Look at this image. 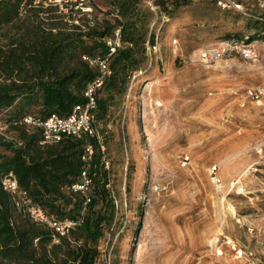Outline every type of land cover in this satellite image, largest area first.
<instances>
[{"label":"rangeland","instance_id":"obj_1","mask_svg":"<svg viewBox=\"0 0 264 264\" xmlns=\"http://www.w3.org/2000/svg\"><path fill=\"white\" fill-rule=\"evenodd\" d=\"M37 3L39 16L25 12L18 26L3 27L0 45L37 24H79L82 15L101 22L110 9L107 0ZM147 10L157 29L162 15ZM247 29L240 15L214 2L181 5L163 23L160 47L131 94H115L105 120L96 119L107 187L118 201L101 241L110 264H264V158L255 150L264 108L240 105L246 87L264 84L263 54L197 61L201 48ZM5 118L0 135L10 140Z\"/></svg>","mask_w":264,"mask_h":264},{"label":"trees","instance_id":"obj_2","mask_svg":"<svg viewBox=\"0 0 264 264\" xmlns=\"http://www.w3.org/2000/svg\"><path fill=\"white\" fill-rule=\"evenodd\" d=\"M65 1V0H64ZM70 1L76 6L74 0ZM110 9L101 22L82 15L81 23H57L51 28L20 30L0 45V116L15 135H0V264H95L103 254L101 241L112 230L118 205L109 184L104 143L91 139L94 153L83 160V142L65 136L44 142L40 127L23 122L26 115L45 119L52 113L68 115L86 103L88 85L100 74L84 56L107 58L111 73L96 89V118L105 120L115 94L126 92L135 71L149 56L147 41L155 42L147 0H107ZM167 16L191 0H152ZM51 8H47L49 11ZM36 0H0V30L18 26L25 12L41 13ZM264 29V23H255ZM120 29L122 44L110 54L107 39ZM89 164V166H88ZM88 166L91 200L68 189ZM13 173L24 197L58 220L76 222L70 238L55 241L50 228L23 213L22 198L2 186ZM17 203H20L18 205Z\"/></svg>","mask_w":264,"mask_h":264},{"label":"built area","instance_id":"obj_3","mask_svg":"<svg viewBox=\"0 0 264 264\" xmlns=\"http://www.w3.org/2000/svg\"><path fill=\"white\" fill-rule=\"evenodd\" d=\"M39 1L40 0H36V3ZM74 1L78 2L80 5H84V3L89 0ZM205 1L214 2L220 9L232 11L240 15V17L246 21L248 29L246 30V33L240 37L232 36L201 48L198 52L197 59L199 63L210 66L216 64L221 59L232 55H238L246 61H255L260 58L261 53L263 54L262 59H264V29L262 30L255 26V23H264V0ZM147 3L150 5L151 10L156 14L160 13L163 19L161 26L156 29L154 44H152L150 40L146 43L149 56L148 63L152 64L153 53H156L160 47L161 27L164 22L170 20V17L160 11L159 7L156 6L152 0H147ZM87 9H89V7H87ZM154 25L155 23L152 24L151 30L154 28ZM175 42H177V40ZM107 43L110 46L109 55H111L116 51V48L122 44L120 29L115 31L114 36L107 39ZM84 58L92 65L97 66L100 72L99 76L88 85L85 92L87 98L86 103L76 105L68 115L63 116L58 113H52L45 119L33 115H26L23 118V122L27 125L40 127L43 130L44 142L47 143L58 142L65 136H74L81 140L85 150L83 160L89 162L94 153L91 139L96 137L100 138L96 127L97 118L94 112L97 105L95 92L96 89L102 85L104 77L111 73V69L107 58L101 56H84ZM146 71L147 70L143 68L134 72L128 87V95L132 92L135 78L144 74ZM248 102H254L264 108V84L248 86L245 88L240 105L244 107ZM255 150L260 157L264 158V136L255 146ZM88 166L83 169L80 179L68 186L69 190L84 195L85 204L91 200L90 189L92 180L88 176ZM212 170L214 172L216 167L214 166ZM2 186L13 198H22L23 213L36 222L46 224L50 228L52 237L55 241H59L61 238H70L71 232L76 226V222L72 219H64L61 221L55 219L50 216L42 206L34 204L24 197L25 192L20 189L18 181L13 173H9L3 177ZM17 204L20 205V203ZM116 204L118 205L117 199ZM102 256L103 259L101 258ZM102 256L95 264H100L101 259L104 261V264H110V256H108L107 251H103Z\"/></svg>","mask_w":264,"mask_h":264}]
</instances>
